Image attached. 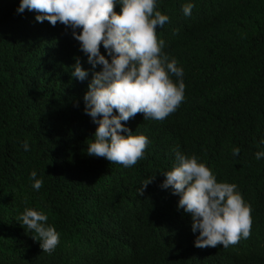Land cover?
Listing matches in <instances>:
<instances>
[{
	"label": "trees",
	"instance_id": "1",
	"mask_svg": "<svg viewBox=\"0 0 264 264\" xmlns=\"http://www.w3.org/2000/svg\"><path fill=\"white\" fill-rule=\"evenodd\" d=\"M21 2L0 0V264H264V157L256 159L264 152V0H156L169 17L158 39L186 87L165 119L139 113L122 122L149 141L130 168L87 154L98 124L84 97L102 66L88 63L71 26L20 13ZM100 51L111 61L103 44ZM77 58L83 81L72 76ZM177 152L237 186L251 205L249 238L195 246L192 215L162 187ZM32 171L43 180L39 190ZM26 208L59 233L51 254L18 221Z\"/></svg>",
	"mask_w": 264,
	"mask_h": 264
},
{
	"label": "clouds",
	"instance_id": "2",
	"mask_svg": "<svg viewBox=\"0 0 264 264\" xmlns=\"http://www.w3.org/2000/svg\"><path fill=\"white\" fill-rule=\"evenodd\" d=\"M119 4L120 11L115 10ZM194 5H184L185 16H190ZM25 9L39 13V22L47 20L55 26L58 22L71 26L74 38L81 43L88 63L95 69L89 89L84 97L85 112L98 124L94 141L88 144L87 154L104 157L126 168L143 159L148 145L146 135H133L122 122L139 113L145 119L163 120L173 113L184 99L183 69L177 61L169 62L163 52L165 42L158 39L157 26H163L169 17L156 10V0H22L18 12ZM75 29H82L77 33ZM103 44L111 61L101 54ZM72 76L80 81L88 72L79 58L72 66ZM172 76L179 78L175 83ZM114 110L118 115H114ZM127 132V135L122 133ZM29 150L28 142L24 143ZM240 149H233L239 155ZM264 157L257 152L256 159ZM176 165L165 174L163 188H171L179 195L178 207L192 215V230H199L197 248H224L236 245L251 235V205L245 203L234 183L217 182L212 171L196 155L176 153ZM32 171L30 179L39 190L42 179ZM155 177L142 183L143 195ZM22 226L35 233L44 252L51 254L60 242L54 226L47 225L48 216L26 208L18 217ZM39 237L37 239L36 237Z\"/></svg>",
	"mask_w": 264,
	"mask_h": 264
}]
</instances>
